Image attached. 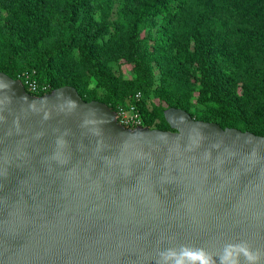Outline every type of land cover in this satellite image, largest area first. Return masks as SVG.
Instances as JSON below:
<instances>
[{
    "label": "water",
    "instance_id": "water-1",
    "mask_svg": "<svg viewBox=\"0 0 264 264\" xmlns=\"http://www.w3.org/2000/svg\"><path fill=\"white\" fill-rule=\"evenodd\" d=\"M164 117L0 72V264H264V136Z\"/></svg>",
    "mask_w": 264,
    "mask_h": 264
},
{
    "label": "trees",
    "instance_id": "trees-1",
    "mask_svg": "<svg viewBox=\"0 0 264 264\" xmlns=\"http://www.w3.org/2000/svg\"><path fill=\"white\" fill-rule=\"evenodd\" d=\"M203 1L208 5L190 24L188 13ZM211 1L122 0L118 21L136 55L151 41L153 60L200 83L212 113L201 115L198 111L197 119L181 102L170 108L183 109L196 120L217 123L223 129L264 136V13L253 7L235 8L234 4L212 8ZM91 2L95 0H0V56L9 55L18 69L15 75L4 73L17 80L29 73L40 86L48 84L50 93L72 85L63 82L52 86L45 80L47 69L71 60L77 51L92 79L103 78L98 45L101 37L93 35L86 22ZM144 30L155 31V35L143 40ZM144 87L145 83L135 90L133 99L141 93L139 109L145 125L153 129L146 116L149 104ZM79 94L85 101H99ZM100 102L114 111L122 106L114 100ZM240 116L252 121L243 122Z\"/></svg>",
    "mask_w": 264,
    "mask_h": 264
},
{
    "label": "rangeland",
    "instance_id": "rangeland-1",
    "mask_svg": "<svg viewBox=\"0 0 264 264\" xmlns=\"http://www.w3.org/2000/svg\"><path fill=\"white\" fill-rule=\"evenodd\" d=\"M122 0H95L89 4V15L86 22L90 32L98 34L99 60L102 65L103 78L92 79L86 68L81 63L78 52L74 51L71 60L51 65L47 69L45 80L52 86H59L67 82L77 88L82 96L88 100L117 101L125 105L133 99L135 90L145 83L144 96L147 105V118L153 129L169 130V125L164 118L166 109L170 106L182 105L189 107L195 118L209 115L212 111L205 103L201 92V84H195L180 70L166 66L151 58L153 47L148 41L143 50L136 55L129 42L127 32L121 29L118 21L117 10ZM203 1L195 5L188 13V22H195L197 13L205 7ZM234 4V7L249 9L251 7L264 13V0H212L209 6ZM11 16L10 14H6ZM155 31L144 30L141 33L143 40H148ZM1 48V46H0ZM0 71L16 74V68L9 55L0 56ZM48 85V84H47ZM153 108V112L151 109ZM243 122H251L250 117L240 116Z\"/></svg>",
    "mask_w": 264,
    "mask_h": 264
},
{
    "label": "built area",
    "instance_id": "built-area-1",
    "mask_svg": "<svg viewBox=\"0 0 264 264\" xmlns=\"http://www.w3.org/2000/svg\"><path fill=\"white\" fill-rule=\"evenodd\" d=\"M21 78L22 80H19L22 81L28 93L32 95H37L38 93H48L49 86H40L34 79H32L29 73L23 74ZM141 98V93H138L135 95L132 102L117 107V110L115 112L118 116V122L124 127L130 129L147 127L142 117V113L139 109V103L141 101Z\"/></svg>",
    "mask_w": 264,
    "mask_h": 264
},
{
    "label": "clouds",
    "instance_id": "clouds-1",
    "mask_svg": "<svg viewBox=\"0 0 264 264\" xmlns=\"http://www.w3.org/2000/svg\"><path fill=\"white\" fill-rule=\"evenodd\" d=\"M245 255H248L247 253H245ZM251 259V257H249ZM202 264H208L207 261H202Z\"/></svg>",
    "mask_w": 264,
    "mask_h": 264
}]
</instances>
